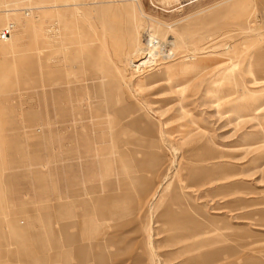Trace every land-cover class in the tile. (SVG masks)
Masks as SVG:
<instances>
[{
  "label": "rangeland",
  "instance_id": "1",
  "mask_svg": "<svg viewBox=\"0 0 264 264\" xmlns=\"http://www.w3.org/2000/svg\"><path fill=\"white\" fill-rule=\"evenodd\" d=\"M11 24L0 264H264V0H0Z\"/></svg>",
  "mask_w": 264,
  "mask_h": 264
},
{
  "label": "bare ground",
  "instance_id": "2",
  "mask_svg": "<svg viewBox=\"0 0 264 264\" xmlns=\"http://www.w3.org/2000/svg\"><path fill=\"white\" fill-rule=\"evenodd\" d=\"M31 4V3H30ZM67 7V6H66ZM57 8V7H56ZM8 11V9H7ZM12 11H17V9H13ZM27 11V10H26ZM6 12V11H5ZM9 12V11H8ZM22 12V11H21ZM56 36V35H55ZM154 36L151 35V42L154 41ZM148 58V57H147ZM146 62V61H145ZM145 62H141L139 64H137L136 66L139 68V66H141L143 63ZM66 66V65H65ZM52 75V74H51ZM257 80H262V77H259V78H256ZM264 80V79H263ZM58 84V85H57ZM60 86V87H59ZM47 90H48V96H49V99L51 100V104H53L52 106L56 105V102H58V100L61 99L62 97V94L64 92V86H62L60 84V82H56V81H50V83L48 84V87H47ZM66 101V100H65ZM93 111V110H92ZM49 118L51 119V115L49 114ZM145 186L148 185V182H144ZM68 204V203H67ZM113 208H118L119 206H121V202L117 201V202H114L112 203L111 205ZM68 207L69 204H68ZM69 238V235L67 236L66 240ZM216 256V253L215 254H207V255H204L202 256V258H198V257H195L194 259L190 258L186 263H191L193 262L194 264H199L200 262L203 263H209L213 257Z\"/></svg>",
  "mask_w": 264,
  "mask_h": 264
},
{
  "label": "built area",
  "instance_id": "3",
  "mask_svg": "<svg viewBox=\"0 0 264 264\" xmlns=\"http://www.w3.org/2000/svg\"><path fill=\"white\" fill-rule=\"evenodd\" d=\"M13 25L11 24V25H9V26H7L1 33H0V37L2 38V39H7L10 35H11V31H12V29H13Z\"/></svg>",
  "mask_w": 264,
  "mask_h": 264
}]
</instances>
